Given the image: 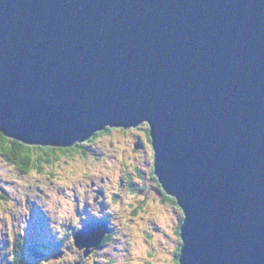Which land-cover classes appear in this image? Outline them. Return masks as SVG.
Returning <instances> with one entry per match:
<instances>
[{
    "label": "water",
    "instance_id": "water-1",
    "mask_svg": "<svg viewBox=\"0 0 264 264\" xmlns=\"http://www.w3.org/2000/svg\"><path fill=\"white\" fill-rule=\"evenodd\" d=\"M143 123L179 264H264V0H0V131L65 148Z\"/></svg>",
    "mask_w": 264,
    "mask_h": 264
},
{
    "label": "rangeland",
    "instance_id": "rangeland-1",
    "mask_svg": "<svg viewBox=\"0 0 264 264\" xmlns=\"http://www.w3.org/2000/svg\"><path fill=\"white\" fill-rule=\"evenodd\" d=\"M141 139L142 126L113 129L85 143L84 156L48 151L52 161L41 173H21L0 155V264L11 261L14 236L22 242V264L80 263L85 248L73 245V232L90 218L107 220L112 231L84 264H175L176 225L184 215L162 202L150 173L154 150L141 147ZM125 175L135 187L129 189Z\"/></svg>",
    "mask_w": 264,
    "mask_h": 264
},
{
    "label": "trees",
    "instance_id": "trees-1",
    "mask_svg": "<svg viewBox=\"0 0 264 264\" xmlns=\"http://www.w3.org/2000/svg\"><path fill=\"white\" fill-rule=\"evenodd\" d=\"M144 124H146V123H144ZM144 124H142L140 126L143 127ZM113 129H115V128H109L108 127L102 131L97 132L96 134H94V136H92L91 138H89L86 141L90 142V141H92L93 138L101 135L102 133L103 134L109 133ZM143 129H145L144 132H146L147 137L151 141L149 127L148 128L143 127ZM119 130L127 131V129H124V128H121ZM86 141H84V142L86 143ZM84 142H82L83 144L82 143H76L75 145H73L71 147H65V148L43 147V146H39V145H28L27 144L31 150L25 152L23 149H21L18 156L15 152L14 147L12 145H8V147L13 148V152L12 153H0V155L4 158V160L6 162H8L10 165L15 166L21 173L27 174V173L32 172V171H37V172L41 173L42 170H44L45 167H47L49 162L52 161L51 158H47V152L48 151L55 152L57 150L63 154H67V155L68 154H70V155L77 154V155L84 156V152H85V145H84L85 143ZM61 149H63L64 151H61ZM94 154L96 155V153H94ZM162 192H163V194L165 193L163 190H162ZM164 196L166 198H169V202L172 205H178L176 200L174 198H172L171 196H169L167 194ZM165 201H167V200H162V202H165ZM139 207H141V206H139ZM178 223H179V221H178ZM180 225H181V223H180ZM178 226H179V224L176 227V230H178V232L177 231L176 232L180 233V228L178 229ZM108 237H109V235H107V234L104 235L100 245H102L108 239ZM21 243L22 242L18 241L17 237L14 236L13 246H12L13 247L12 248L13 256L11 257V259H10L11 261L9 262V264H22L23 263L24 254H23V251L21 249V247H22ZM54 244H55V247L58 245L61 246V241H56ZM180 248H181V245H180ZM180 248H179L178 252H176L175 258H174V260L177 264H179L178 255H179ZM148 255H150V254H148Z\"/></svg>",
    "mask_w": 264,
    "mask_h": 264
},
{
    "label": "snow or ice",
    "instance_id": "snow-or-ice-1",
    "mask_svg": "<svg viewBox=\"0 0 264 264\" xmlns=\"http://www.w3.org/2000/svg\"><path fill=\"white\" fill-rule=\"evenodd\" d=\"M143 127L148 128L149 125L144 124ZM8 145H12L14 147L17 156H18L21 149H23L25 152L31 150L27 144L22 143L18 139L10 138L9 135H5L4 131H0V153H12L13 148L8 147ZM61 151H64V150L61 149ZM85 175H87V173H85ZM57 179L59 180L60 177H57ZM77 204H79V200H77ZM87 228H88V225H85V230H87ZM43 259L47 260L48 258L43 257Z\"/></svg>",
    "mask_w": 264,
    "mask_h": 264
},
{
    "label": "flooded vegetation",
    "instance_id": "flooded-vegetation-1",
    "mask_svg": "<svg viewBox=\"0 0 264 264\" xmlns=\"http://www.w3.org/2000/svg\"><path fill=\"white\" fill-rule=\"evenodd\" d=\"M116 129H121V128H116ZM122 131V130H121ZM124 131V130H123ZM122 131V132H123ZM144 131H145V129H144ZM103 134V133H102ZM144 136H145V139L143 140V139H141V141L143 142V146H142V144H141V147H143L144 149L147 147V149L149 150V149H152V146H151V141L149 140V138L147 137V134H146V132H144ZM151 154V160H152V158H153V152L152 153H150ZM150 164H151V169H150V173H151V175H152V177H153V179H155L154 178V175L152 174V172H153V162L151 161L150 162ZM133 170H134V174L136 175V176H138V177H141L142 176V173H141V170H139V169H137L136 167H134L133 168ZM126 176V178H127V184H128V187H129V189H131L132 187H135V185H134V182H133V180L131 179V176H129V175H125ZM163 196H164V194H163ZM165 197V196H164ZM165 200H167V201H169V198H164ZM84 222V221H83ZM81 224H83V223H81ZM108 240V239H107ZM107 240L101 245V247L99 248V249H101V248H103L104 246H105V244L107 243ZM99 249H97V250H99ZM97 250H91L90 251V253H89V255L87 256V257H84L83 256V251L84 250H82V251H79L80 253H82V255H81V258H80V263L77 261V263L78 264H84V262H85V260L86 259H90L91 257H92V255L97 251ZM176 254V253H175ZM177 261V260H176ZM174 262H175V260H174ZM175 264H177L176 262H175Z\"/></svg>",
    "mask_w": 264,
    "mask_h": 264
},
{
    "label": "bare ground",
    "instance_id": "bare-ground-1",
    "mask_svg": "<svg viewBox=\"0 0 264 264\" xmlns=\"http://www.w3.org/2000/svg\"><path fill=\"white\" fill-rule=\"evenodd\" d=\"M142 125V124H141ZM138 126H140V125H138ZM138 126H136V127H138ZM102 131V130H101ZM85 143V142H84ZM86 143H87V141H86ZM83 144V143H82ZM164 191V190H163ZM165 192V191H164ZM166 193V192H165ZM178 207H179V205H177ZM180 208V207H179ZM181 209V208H180ZM182 210V209H181ZM182 218L183 219H181V221H179V226H178V229L181 227V225H182V222H183V220H184V216H182ZM180 223H181V225H180ZM176 227H177V225H176ZM84 228V227H83ZM177 232H178V230H177ZM180 234V233H179ZM76 242V237L75 236H73V245L75 246V247H77L78 249H80L81 247H79V243H75ZM180 245H182V240L180 239V243H179V245L177 246V248L175 249L177 252H178V250H179V248H180ZM84 251V253L86 254V250L85 249H83ZM38 256V255H37ZM38 257H41V255L40 256H38ZM175 263V262H174ZM75 264H78L77 263V261H76V263Z\"/></svg>",
    "mask_w": 264,
    "mask_h": 264
},
{
    "label": "clouds",
    "instance_id": "clouds-1",
    "mask_svg": "<svg viewBox=\"0 0 264 264\" xmlns=\"http://www.w3.org/2000/svg\"><path fill=\"white\" fill-rule=\"evenodd\" d=\"M116 129V128H115ZM151 146H152V143H151ZM44 147V146H43ZM47 147V146H46ZM152 174L154 175V178H155V181H156V183H157V185H158V187L160 188V190H161V192H162V187H161V185H160V183H159V181H158V178L156 177V175L154 174V153H153V172H152ZM164 195H166L165 193H164ZM162 196H163V192H162ZM175 199V198H174ZM183 213V212H182ZM98 220H105V219H98ZM106 222H107V220H105ZM108 223V222H107ZM110 231H112V229H110V226H109V224H108V232L106 233L107 235H108V233L110 232ZM105 234V235H106ZM180 235V234H179ZM101 247V245H99L97 248H90L89 249V252L91 251V250H97V249H99Z\"/></svg>",
    "mask_w": 264,
    "mask_h": 264
}]
</instances>
